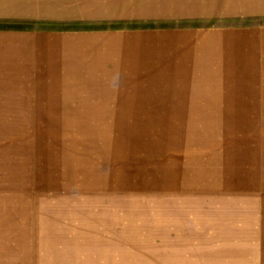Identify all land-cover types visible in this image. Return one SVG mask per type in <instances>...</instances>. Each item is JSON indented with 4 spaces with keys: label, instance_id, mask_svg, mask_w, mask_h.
I'll use <instances>...</instances> for the list:
<instances>
[{
    "label": "rangeland",
    "instance_id": "1",
    "mask_svg": "<svg viewBox=\"0 0 264 264\" xmlns=\"http://www.w3.org/2000/svg\"><path fill=\"white\" fill-rule=\"evenodd\" d=\"M179 164L264 211V0H0V264H64L42 234L100 209L153 222Z\"/></svg>",
    "mask_w": 264,
    "mask_h": 264
},
{
    "label": "crops",
    "instance_id": "2",
    "mask_svg": "<svg viewBox=\"0 0 264 264\" xmlns=\"http://www.w3.org/2000/svg\"><path fill=\"white\" fill-rule=\"evenodd\" d=\"M157 164L166 169L171 165L169 161ZM182 166L170 170L182 178L162 181L173 190H155L153 222L144 216L139 218L141 223L116 224V211L100 209L106 224L51 230L49 242L61 251L54 249V255L66 259L64 264L72 258L79 264H264L260 194L211 189L209 178L192 183L187 177L191 172ZM160 175L157 171L156 179Z\"/></svg>",
    "mask_w": 264,
    "mask_h": 264
},
{
    "label": "bare ground",
    "instance_id": "3",
    "mask_svg": "<svg viewBox=\"0 0 264 264\" xmlns=\"http://www.w3.org/2000/svg\"><path fill=\"white\" fill-rule=\"evenodd\" d=\"M195 34V33H194ZM186 35V34H185ZM191 36H193V35H191ZM196 36V35H195ZM195 36H193V37H195ZM178 37V36H177ZM179 37H181V36H179ZM186 38V37H185ZM193 39V38H192ZM242 39H243V37H242ZM247 39V38H246ZM251 40V39H250ZM188 41V40H187ZM192 41V40H191ZM241 41V40H240ZM249 41V40H248ZM242 42V41H241ZM235 43V42H234ZM247 43H249V42H247ZM255 43V42H254ZM180 44V43H179ZM204 44V43H203ZM244 44H245V41H244ZM181 45V44H180ZM206 46H208V45H206ZM220 47V46H219ZM177 48V47H176ZM229 48V47H228ZM241 48V47H240ZM248 48V47H247ZM243 49V48H242ZM176 50V49H175ZM207 50V49H206ZM237 50V49H236ZM244 50V49H243ZM248 50H250V48L248 49ZM212 51V50H211ZM211 57H213V56H211ZM238 58H240V57H238ZM230 59V58H229ZM162 64H164V63H162ZM177 64V63H176ZM175 65V64H174ZM149 66V65H148ZM148 66H147V68H148ZM151 66V65H150ZM154 66V65H153ZM163 66H165V65H163ZM144 68H145V66H143ZM162 67V66H161ZM169 67V66H168ZM172 67V66H171ZM177 67V66H176ZM176 67H173V68H176ZM157 68V67H156ZM159 68V67H158ZM166 68V67H165ZM146 69V68H145ZM164 69V68H163ZM162 69V70H163ZM149 70V69H148ZM151 70H152V67H151ZM185 70V69H184ZM187 71V70H186ZM190 72V71H189ZM254 79V78H253ZM169 80V79H168ZM171 80V79H170ZM174 80V79H173ZM199 81V80H198ZM227 82V81H226ZM198 83V82H197ZM196 83V84H197ZM203 83V82H202ZM205 83V82H204ZM200 85H202V84H200ZM176 101V100H175ZM212 101V100H211ZM213 102V101H212ZM225 108V107H224ZM227 110V109H226ZM166 111V110H165ZM202 111H203V109H202ZM229 111V110H228ZM222 112V111H221ZM215 113V112H214ZM227 113V112H226ZM221 114V113H220ZM208 115V114H207ZM222 115V114H221ZM196 117V116H195ZM222 117H224L223 115H222ZM219 118V117H218ZM213 119V118H212ZM216 119V118H215ZM215 119H213V120H215ZM222 119V118H221ZM215 121H217V120H215ZM195 122H197V120L195 121ZM200 122V121H199ZM210 122V121H209ZM198 123V122H197ZM196 123V124H197ZM213 123V122H212ZM245 123H246V121H245ZM249 123V122H248ZM188 124H189V122H188ZM191 124H192V122H191ZM203 124H204V122H203ZM206 124V123H205ZM178 125H179V127H180V124H179V122H178ZM200 125V124H199ZM202 125V124H201ZM210 125V124H209ZM189 126V125H188ZM178 126H176V128L174 129L175 131H177L178 130V128H177ZM197 127V126H196ZM199 127V126H198ZM211 127V126H210ZM216 127V126H215ZM219 127V126H218ZM183 128V127H182ZM192 128V127H191ZM191 128H187L189 131L191 130ZM204 128V127H203ZM208 128V127H207ZM186 129V130H187ZM179 130H180V128H179ZM185 130V131H186ZM187 130V131H188ZM201 130V129H200ZM210 130H212V129H210ZM161 131V130H160ZM179 132V131H178ZM181 132V131H180ZM202 132H203V130H202ZM206 132H208V131H206ZM219 132V131H218ZM162 133V132H161ZM209 133V132H208ZM155 134H156V132H155ZM178 134V133H177ZM181 134V133H180ZM154 135V134H153ZM199 135V134H198ZM208 135V134H207ZM162 136V135H161ZM180 135H178L177 137H179ZM203 136V135H202ZM176 137V138H177ZM148 138V137H147ZM160 138V137H159ZM162 138V137H161ZM160 138V139H161ZM157 139V142H158V138H156ZM164 139V138H163ZM188 139V138H187ZM193 139V138H192ZM200 139V138H199ZM148 140V139H147ZM155 140V139H154ZM169 140V139H168ZM176 140V139H175ZM192 141V140H191ZM147 142V141H146ZM188 142V141H187ZM193 142V141H192ZM192 142H190V143H192ZM149 143V142H148ZM159 143H160V141H159ZM151 144V146H153L154 144H156V143H150ZM166 144V143H165ZM182 144V143H181ZM174 145V144H173ZM200 145V144H199ZM214 145V144H213ZM155 146V145H154ZM153 146V147H154ZM165 147V146H164ZM157 148H159V147H157ZM171 148V147H170ZM177 148H179V146L177 147ZM139 149V148H138ZM141 150V149H140ZM159 150V149H158ZM178 150V149H177ZM188 150V149H187ZM211 150V149H210ZM174 151H176V150H174ZM173 151V152H174ZM179 151V150H178ZM200 151H203V150H200ZM191 152V151H190ZM193 152H195V151H193ZM206 152H207V150H206ZM223 152V151H222ZM226 153V152H225ZM183 154V153H182ZM207 154V153H206ZM209 154V153H208ZM162 155V154H161ZM164 156V155H163ZM177 157V156H176ZM184 157V156H183ZM136 158V157H135ZM171 158H172V156H171ZM193 158V157H192ZM199 159H201V158H199ZM175 160V159H174ZM193 160V159H192ZM196 160V159H195ZM189 161V160H188ZM202 161H204V160H202ZM191 162H193V163H195L194 161H191ZM142 163V162H141ZM198 163H200V161L198 162ZM203 163V162H202ZM205 163V162H204ZM210 164V163H209ZM234 167V166H233ZM163 168V167H162ZM160 168L158 167V170H159ZM163 171V170H162ZM147 172V171H146ZM144 173V175H145V172H143ZM142 173V174H143ZM150 175H152L151 173H150ZM243 175V174H242ZM241 175V176H242ZM198 176V175H197ZM240 176V177H241ZM148 177V176H147ZM155 177V176H154ZM235 177V176H234ZM243 177V176H242ZM211 178V177H210ZM229 178H231V177H229ZM235 179V178H234ZM237 180V179H236ZM154 181H155V178H154ZM153 181V182H154ZM159 181H162V180H160L159 179ZM227 181V180H226ZM119 182V181H118ZM228 183V182H227ZM237 183H239V182H237ZM232 185V184H231ZM235 186V185H234ZM219 187H221V186H219ZM219 187H217V188H219ZM227 187V186H226ZM237 187V186H236ZM239 187V186H238ZM228 188V187H227ZM215 189V188H214ZM220 189V188H219ZM232 189V188H231ZM229 191H230V189H228ZM241 190V189H240ZM231 191H233V190H231ZM235 191V190H234ZM117 221V220H116ZM51 231H49V233H50ZM41 234H42V232H41ZM42 236H44V238H45V240H46V242L47 243H49V239H48V236H46V235H44V234H42ZM40 239V238H39Z\"/></svg>",
    "mask_w": 264,
    "mask_h": 264
}]
</instances>
